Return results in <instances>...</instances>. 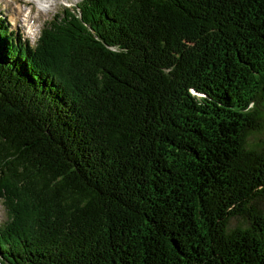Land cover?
Segmentation results:
<instances>
[{
    "label": "trees",
    "instance_id": "16d2710c",
    "mask_svg": "<svg viewBox=\"0 0 264 264\" xmlns=\"http://www.w3.org/2000/svg\"><path fill=\"white\" fill-rule=\"evenodd\" d=\"M76 13L0 19V264H264V0Z\"/></svg>",
    "mask_w": 264,
    "mask_h": 264
},
{
    "label": "rangeland",
    "instance_id": "374dc122",
    "mask_svg": "<svg viewBox=\"0 0 264 264\" xmlns=\"http://www.w3.org/2000/svg\"><path fill=\"white\" fill-rule=\"evenodd\" d=\"M27 1L33 2L32 0ZM77 4H80V0H54L52 5L49 6L46 11L42 8L39 12L35 5L28 3L25 0H14V2H10V0L9 2L7 0H0V19L4 20L8 29L12 31L13 39H15L16 36V43L18 45L27 42L30 46H34L42 30L57 25L58 22H60V18L63 16L64 11L76 13ZM27 5L30 6L28 7ZM30 8L31 11L27 18H25L26 12ZM257 137L258 134L253 133L250 136L248 143L250 142V144H252ZM5 220L6 215L0 202V224ZM231 224H235V220H232Z\"/></svg>",
    "mask_w": 264,
    "mask_h": 264
},
{
    "label": "bare ground",
    "instance_id": "6f19581e",
    "mask_svg": "<svg viewBox=\"0 0 264 264\" xmlns=\"http://www.w3.org/2000/svg\"><path fill=\"white\" fill-rule=\"evenodd\" d=\"M8 2H9V0H7ZM24 1V0H23ZM26 2H28V3H32L33 5H35L36 6V8H37V11H41L42 10V8H43V10L44 11H46L47 10V8L49 7V6H51L52 5V3L54 2V0H49V1H47V0H43V2H42V0H32L33 2H29V1H27V0H25ZM36 3H38V4H40V5H38V4H36ZM19 8V7H18ZM26 21V20H25ZM27 22V21H26ZM31 28V27H30ZM32 34H33V32H32Z\"/></svg>",
    "mask_w": 264,
    "mask_h": 264
},
{
    "label": "clouds",
    "instance_id": "9594fccd",
    "mask_svg": "<svg viewBox=\"0 0 264 264\" xmlns=\"http://www.w3.org/2000/svg\"><path fill=\"white\" fill-rule=\"evenodd\" d=\"M10 2H14V0H10Z\"/></svg>",
    "mask_w": 264,
    "mask_h": 264
}]
</instances>
